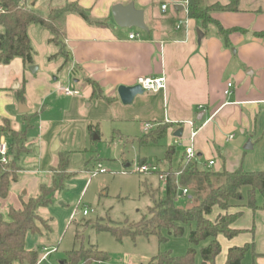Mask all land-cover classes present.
Wrapping results in <instances>:
<instances>
[{
	"label": "crops",
	"instance_id": "crops-1",
	"mask_svg": "<svg viewBox=\"0 0 264 264\" xmlns=\"http://www.w3.org/2000/svg\"><path fill=\"white\" fill-rule=\"evenodd\" d=\"M229 1L205 0V3L226 5ZM238 1V12L211 14L224 29L246 32L231 33L225 44L214 26L203 29L198 22L188 18L183 8L179 9L182 0H173V12L169 15L168 8L166 12L161 10L166 3L160 0H26V4L41 15H46L52 8L75 3L86 11L91 21L104 25L89 24L76 14L68 13L55 21L60 35L54 42L50 31L30 25L27 33L34 51L32 66L37 70L30 74L29 67L20 58L0 65V123L8 121L11 129L20 131L11 124L19 113L18 90H23L22 104L28 109L21 115L31 113L37 106L41 108L38 122L41 132L44 126L50 129L44 135L47 136L43 145L45 161L41 162L40 172H46L50 177L60 155L68 154L66 144L57 137L59 133L65 130L68 133L77 125L84 132L94 121L138 124L141 127L150 124L152 129L149 132L169 125L162 137L172 142L164 157L168 163L164 170L171 167L176 153L173 146L183 150V157L190 144L196 163V158L200 160L204 156V168L212 160L214 171L236 170L232 163L247 155L242 153V145L247 139L253 149L264 150V40L252 36L253 32L264 31V0ZM129 4L143 12L145 31L119 28L114 23L112 7ZM179 21L184 24L177 28ZM197 30L203 34L200 42ZM130 35L134 38L130 39ZM144 77H164L165 88L157 93L145 92L135 97L132 104L123 105L117 88L134 86L139 78ZM70 80L73 83L71 90L78 93L75 96L59 91L60 87L70 88ZM89 82L95 84L96 92L102 97L93 95ZM228 83L232 86L230 93L225 95ZM104 98L111 99V102ZM48 100L51 101V110L54 107L57 111L56 119L43 118ZM84 108L89 110L84 113ZM188 122L192 123V128ZM190 129L197 130L192 143ZM179 131L181 133L177 136ZM238 131L244 136L242 140L233 138ZM96 132L95 126L93 133ZM1 143L8 148L11 143L8 134L0 132ZM54 152H58L55 157ZM138 159H145L148 163L147 157L139 156ZM98 164L104 168L101 162ZM24 184L15 182L10 185L7 198L0 201V212L10 207L20 209L21 201L36 195V183L31 195L28 190L21 193ZM16 193L21 195L16 196ZM24 195H28L26 199ZM237 223L235 229L248 231L238 227ZM218 242L221 252L215 264H224L228 249L248 243V236L242 233L232 240L219 236ZM252 255L255 256L253 264H264V253Z\"/></svg>",
	"mask_w": 264,
	"mask_h": 264
},
{
	"label": "rangeland",
	"instance_id": "rangeland-1",
	"mask_svg": "<svg viewBox=\"0 0 264 264\" xmlns=\"http://www.w3.org/2000/svg\"><path fill=\"white\" fill-rule=\"evenodd\" d=\"M160 1L167 4L168 15L173 12V0ZM30 74L33 73L30 72ZM69 85L71 89L73 87L71 80ZM45 108L47 111L44 112L43 118L56 119L58 117L54 107L51 110V101L46 102ZM88 110L89 108H84L83 112ZM41 111V108L37 106L31 110V113L25 115L18 113L15 115L16 120L11 123L14 128L25 133L26 137V151L21 153L17 159V165L22 171L21 175H18L17 183H25L21 192L23 194L28 190L31 195L35 183L38 188L40 185L49 186L51 184L52 178L46 172H40L41 162L45 161L43 145L47 136L44 137V135L50 129L44 126L41 132L38 124ZM0 125L3 128L7 127L3 122ZM88 125L97 127V140L92 138L94 133H89L87 129L83 132L80 125L72 128L68 133L66 130L62 131L57 136L66 144L68 166L63 172H57L54 169L55 181L58 179L62 187L55 193L48 207L38 210V215L47 221L49 231L42 230L41 234L36 235L28 234L25 248L37 253V264H61L69 251L90 246H95L107 254L108 260L101 264H155L152 258L159 253L169 252L177 257L185 255L190 248L189 232L194 229L193 224L185 226L183 235L179 237L168 235L167 231L162 230L160 234L165 238L163 241L154 235L140 236L135 239L125 237L121 242H117L110 233L97 232L92 227V224L96 223L120 226L140 221L146 214L147 208L152 206L148 191L158 189L162 193L164 189L163 183L159 181L157 174L153 173L151 168H154L155 172L167 171L164 170L168 164L164 157L167 147L172 146V142L164 137L157 144L146 142L141 145L139 139L145 134L138 124L120 125L106 121H94ZM54 130L56 131V128ZM233 138L242 140L244 136L238 131ZM6 140H8L7 137ZM248 140L242 145V153L247 155L233 162V167L236 170L242 169L244 172L264 171V150L256 147L244 151ZM173 147L176 148V153L170 165L174 168L181 159L183 150L177 145ZM61 151L63 152V149ZM57 153L54 152V157ZM139 156L147 157L149 164L145 159H138ZM202 159L197 160L196 158L200 168H204ZM99 162L107 172L92 176ZM145 165L149 167L150 172L138 173V168ZM246 191L247 188L241 189L243 199L238 205L246 203ZM19 195L21 194L16 193V196ZM27 196L24 195L25 199ZM179 204L184 206L185 201L179 200ZM255 204L257 206L255 210L241 207L222 212L215 209L209 217L214 220L218 213L233 214L237 210L243 212L237 226L240 225L238 227L248 230L243 234L248 236L252 251L244 256L241 264H253L252 258L255 256L252 253L257 255L264 253V196L259 192L255 193ZM84 208L92 209L93 213L86 217L82 216ZM7 210L4 208L0 212L1 218L6 219ZM209 241H203L194 247V264H201L200 250L208 245ZM43 249L52 251L45 259H42ZM13 264L21 263L14 262Z\"/></svg>",
	"mask_w": 264,
	"mask_h": 264
},
{
	"label": "trees",
	"instance_id": "trees-1",
	"mask_svg": "<svg viewBox=\"0 0 264 264\" xmlns=\"http://www.w3.org/2000/svg\"><path fill=\"white\" fill-rule=\"evenodd\" d=\"M238 3V0H230L226 5L218 3L206 5L205 0H188L187 16L198 22L203 29L208 25L214 26L217 34L227 44L231 33L246 32L242 29H224L212 19L211 14L238 12ZM0 7L3 11L0 13V65L9 64L14 58H20L27 67L33 65L34 51L27 33L28 27L32 24L50 31L53 42L57 41L60 35L55 21L68 13L76 14L89 24L104 25V23L91 21L86 11L75 3L52 8L46 15L33 10L26 4V0H0ZM252 36L264 40V31L253 32ZM89 83L93 87V95L102 97L99 92H96L95 84ZM16 99L21 103L24 102L23 90L16 92ZM104 99L108 103L111 102V99ZM4 124L7 127L3 128L0 125V132L8 134L11 143L7 148V163L4 165L0 162V201L7 198L10 185L17 182L21 171L17 165V159L26 151L25 133L11 129L8 121H4ZM169 127V125L157 127L140 138L139 143L144 145L148 141L157 142ZM94 128L89 125V133H93ZM67 166L68 154L66 153L60 155L55 169L57 172H63ZM153 173L158 176L162 172ZM165 173L168 176L163 184L162 193L158 189L148 191L152 206L147 208L146 214L139 222L120 226L96 223L92 224V227L97 232L110 233L117 242H121L125 237L135 239L140 236L154 235L163 241L165 238L160 234L162 230L167 231L168 235L179 237L183 235L185 226L193 224L194 229L189 232L190 248L185 255L177 257L164 252L155 255L152 261L155 264H194V247L203 241L210 240L208 245L200 250L201 264H215L221 252L218 237L232 240L244 232L234 228L243 212L237 210L233 214L218 213L214 220L209 217L215 209L222 212L241 207L255 210L257 208L255 193L259 192L264 196V171L244 172L242 169L233 172L214 171L209 168H200L196 162L187 161L183 156L176 167H169ZM51 178L49 186L40 185L34 197L21 201L20 209L10 207L7 210L6 219L0 217V264L38 263L37 253L27 250L25 241L28 234L36 235L41 234L42 230L49 231L47 221L38 215V210L48 207L55 193L62 187L58 179L55 181L53 174ZM243 188H247L246 203L238 205L243 199L241 194ZM183 190L187 191L185 195L182 194ZM179 200L185 201L184 206L179 204ZM249 251H252V248L248 243L229 248L224 264H241ZM107 260L106 253L95 246H90L69 251L61 264H101Z\"/></svg>",
	"mask_w": 264,
	"mask_h": 264
},
{
	"label": "built area",
	"instance_id": "built-area-1",
	"mask_svg": "<svg viewBox=\"0 0 264 264\" xmlns=\"http://www.w3.org/2000/svg\"><path fill=\"white\" fill-rule=\"evenodd\" d=\"M187 4H188V0H185L184 2H182V8L185 10L186 14H187ZM167 8H168L167 4H163L161 6V10L163 12H166ZM1 12H3V11H2V8L0 7V13ZM182 24H184V22L179 21L178 24H177V28H179ZM129 38L133 39L134 35H130ZM137 84L141 87V89L144 92L157 93V92H159V91H161V90H163L165 88V78L164 77H159V78H149V77L139 78L137 80ZM231 86L232 85L230 83L227 84V89L224 92L225 95H228L230 93ZM59 91L61 93L65 94V95H67V96H75V95L78 94L76 91L71 90L68 87H60ZM188 126L190 128H192V123L188 122ZM151 129H152V126L150 124H143V126H142V131L144 133H148ZM196 135H197V130L190 129V134H189L190 143L193 142V140L195 139ZM184 158L187 161L195 160L194 149H193V146L191 144H190V146H188L185 149ZM0 162L2 164H4V165L7 163V148H6V145L4 143L0 144ZM213 166H214V161L211 160V161H209L207 163L206 168L212 169ZM151 171L155 172V169L151 168ZM105 172H106V170L101 165L98 164L96 169H95V171L92 172V176H94V175H96L98 173H105ZM137 172L140 173V174H145V173L150 172V169H149L148 166L145 165V166L139 167ZM123 173H125V172H123ZM167 176H168V174L165 173V172L159 173L158 174V179H159V181H161L164 184L166 182ZM186 193H187L186 190L182 191L183 195H185ZM91 213H93L92 209L84 208L82 210V216H84V217L88 216ZM43 251H44V253L42 255V259H45L52 252V251H48L46 249H43Z\"/></svg>",
	"mask_w": 264,
	"mask_h": 264
},
{
	"label": "water",
	"instance_id": "water-1",
	"mask_svg": "<svg viewBox=\"0 0 264 264\" xmlns=\"http://www.w3.org/2000/svg\"><path fill=\"white\" fill-rule=\"evenodd\" d=\"M179 9H182V6L179 7ZM112 18L114 20V23L119 28H135L138 30H146V27L143 22V12L140 10H136L132 4H129L127 6H121V5H115L111 9ZM198 42L201 41L203 38V34L200 30L196 31ZM37 70L36 66H32L29 68V71L31 73H35ZM145 92L141 89V87L136 84L131 87H125V86H119L117 88V95L120 100V102L123 105H130L132 104L135 97L139 95H143ZM28 111L26 106L22 103L18 105V112L20 114H24ZM180 131L176 133L177 136L180 135ZM93 140H97V134L93 135ZM56 145V143H55ZM252 145L250 141L247 142V145L244 146V150H251Z\"/></svg>",
	"mask_w": 264,
	"mask_h": 264
}]
</instances>
